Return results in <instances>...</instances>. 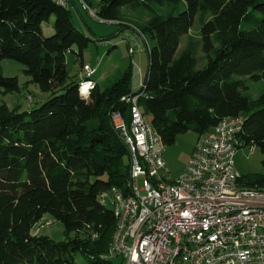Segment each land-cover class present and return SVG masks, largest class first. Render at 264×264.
I'll use <instances>...</instances> for the list:
<instances>
[{"label": "trees", "instance_id": "obj_1", "mask_svg": "<svg viewBox=\"0 0 264 264\" xmlns=\"http://www.w3.org/2000/svg\"><path fill=\"white\" fill-rule=\"evenodd\" d=\"M80 1L125 28L126 11L148 14L138 32L144 44L153 41L151 68L138 105L166 146L241 115L240 148L264 154V0ZM52 16L54 34L45 37L42 24ZM90 42L57 0H0V63H20L50 94L24 112L0 106V264H76L78 253L112 264L105 257L117 223L100 200L113 189L129 193L131 156L111 115L130 121L132 104L123 99L134 94L132 65L104 88L91 77L82 98V78L69 79L66 55L77 48L83 70ZM20 91L18 78L0 74V96ZM239 182L264 192L262 176ZM47 214L63 225L65 241L34 235Z\"/></svg>", "mask_w": 264, "mask_h": 264}, {"label": "built area", "instance_id": "obj_2", "mask_svg": "<svg viewBox=\"0 0 264 264\" xmlns=\"http://www.w3.org/2000/svg\"><path fill=\"white\" fill-rule=\"evenodd\" d=\"M57 3L67 6L68 0ZM83 7L100 23L113 24ZM82 73L79 93L88 99L96 70L85 65ZM138 98L123 99L132 104L129 123L120 113L111 115L129 149L131 182L127 195L113 189L100 200L107 206L113 197L117 223L105 258L121 257L123 264H264V192L243 188L234 165L245 118H224L201 135L183 175L170 179L166 145Z\"/></svg>", "mask_w": 264, "mask_h": 264}, {"label": "rangeland", "instance_id": "obj_3", "mask_svg": "<svg viewBox=\"0 0 264 264\" xmlns=\"http://www.w3.org/2000/svg\"><path fill=\"white\" fill-rule=\"evenodd\" d=\"M67 7L71 12V18L75 28L91 39L88 48L83 52V63L96 70L92 80L101 88L115 83L124 72L132 65V93L137 94L142 88L143 80L147 70V55L145 44L139 35L138 28L148 19L146 12H125V17L121 23L127 28L116 24L100 23L96 18L91 17L85 11L80 0H69ZM55 17L42 24V33L45 37L54 34ZM198 26L191 35H198ZM136 39V40H135ZM134 41V42H133ZM140 45V50L135 44ZM145 43L150 47L152 40ZM129 45V47H128ZM183 45L181 46V48ZM133 48L134 54L129 50ZM76 53L69 52L66 55L67 70L69 79L72 81L81 80L83 73L81 70V59ZM0 74L4 77L18 78L21 91L0 96V106L5 104L10 109L17 108L20 112L28 111L41 105L50 98V94L43 93L39 88L31 83V79L24 72V66L11 60L0 63ZM140 109L144 111L141 106ZM146 118H150L149 115ZM197 142V134L189 131L179 135L173 145L166 146L163 154L166 170L170 179H176L183 175L188 161L193 153ZM264 154L255 146H245L239 148L234 157L236 172L243 179L254 177H264ZM142 179L139 180L141 187ZM112 196L107 200V206L112 209ZM34 235L48 236L55 242L65 241L68 237L63 225L55 220L51 215H45L42 220L33 228ZM74 237V234L70 235ZM76 264H90L81 253L75 256ZM112 264H123L121 257L110 259Z\"/></svg>", "mask_w": 264, "mask_h": 264}, {"label": "water", "instance_id": "obj_4", "mask_svg": "<svg viewBox=\"0 0 264 264\" xmlns=\"http://www.w3.org/2000/svg\"><path fill=\"white\" fill-rule=\"evenodd\" d=\"M145 52H146V55H147L148 64H147V70H146L145 79H144L142 88H141V90L139 91L138 94H132V95L128 96L126 98V100H131L132 98L136 97L137 95L143 93V91L145 90L146 85L148 83L149 76H150V68H151V52H150L149 46L146 43H145Z\"/></svg>", "mask_w": 264, "mask_h": 264}, {"label": "clouds", "instance_id": "obj_5", "mask_svg": "<svg viewBox=\"0 0 264 264\" xmlns=\"http://www.w3.org/2000/svg\"><path fill=\"white\" fill-rule=\"evenodd\" d=\"M83 87H87V85H85V86H82V88H83Z\"/></svg>", "mask_w": 264, "mask_h": 264}, {"label": "crops", "instance_id": "obj_6", "mask_svg": "<svg viewBox=\"0 0 264 264\" xmlns=\"http://www.w3.org/2000/svg\"><path fill=\"white\" fill-rule=\"evenodd\" d=\"M68 2H69V0H68ZM136 40V39H135ZM134 42V41H133Z\"/></svg>", "mask_w": 264, "mask_h": 264}]
</instances>
